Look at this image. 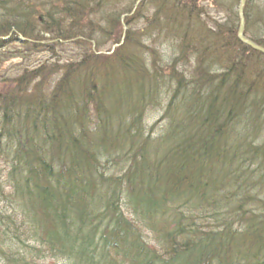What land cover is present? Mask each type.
I'll return each instance as SVG.
<instances>
[{"label":"trees","instance_id":"1","mask_svg":"<svg viewBox=\"0 0 264 264\" xmlns=\"http://www.w3.org/2000/svg\"><path fill=\"white\" fill-rule=\"evenodd\" d=\"M135 2L0 0L21 46L0 56L49 55L0 78V264H264V56L238 0Z\"/></svg>","mask_w":264,"mask_h":264},{"label":"rangeland","instance_id":"2","mask_svg":"<svg viewBox=\"0 0 264 264\" xmlns=\"http://www.w3.org/2000/svg\"><path fill=\"white\" fill-rule=\"evenodd\" d=\"M259 1L256 2V6L258 5ZM259 6V5H258ZM246 4H244V8H243V16H244V10H245ZM237 9L238 6H236V14H237ZM238 27V25H237ZM237 32V31H236ZM249 34H247L248 36ZM249 37V36H248ZM20 43H14V44H9L6 47H3L0 49V54L2 52L8 51V50H19L20 48ZM61 49H57L56 53L57 56L59 58H61L60 62H63L64 60L68 61L69 60V55L72 53V47L69 44H65V46H61ZM106 50L103 49V51H101L103 54H108V52H105ZM49 55L45 54L44 52H40V53H35L33 54H23V53H16L14 55H4V56H0V78L4 77V76H14V74L16 73L14 71V66H21V68H24V66L26 65H31V64H36L39 62H43L44 60L48 59ZM43 60V61H42ZM149 60V59H148ZM50 62H52V60H50ZM16 70V69H15ZM163 95V94H162ZM161 95V96H162ZM163 100L165 101V96H163ZM160 113L161 110L160 109H156V112L150 114L152 115V119H149L147 122V125L150 127L152 124L156 123L158 120H160ZM31 246H34L31 244ZM23 253H26L25 251ZM29 255V253H27ZM38 255L35 256V254H33V260L36 259L37 260V264H64L63 261L58 260L56 257H53L52 255H48L46 256L45 260H42V262H38Z\"/></svg>","mask_w":264,"mask_h":264},{"label":"water","instance_id":"3","mask_svg":"<svg viewBox=\"0 0 264 264\" xmlns=\"http://www.w3.org/2000/svg\"><path fill=\"white\" fill-rule=\"evenodd\" d=\"M141 0H137L136 5ZM243 7H244V0H238V30H237V38L238 40L245 44L246 46L250 47L254 51L262 54L264 56V47L257 45L256 43L252 42L250 39H248L244 34V17H243Z\"/></svg>","mask_w":264,"mask_h":264}]
</instances>
